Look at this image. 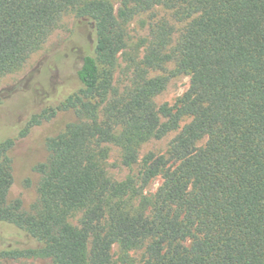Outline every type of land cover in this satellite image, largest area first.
<instances>
[{
    "label": "trees",
    "instance_id": "1",
    "mask_svg": "<svg viewBox=\"0 0 264 264\" xmlns=\"http://www.w3.org/2000/svg\"><path fill=\"white\" fill-rule=\"evenodd\" d=\"M158 5L185 25L174 40L172 24H157L120 90L124 21ZM70 10L91 29L79 87L59 85L56 107L31 117L20 96L0 102V259L113 264L117 246L125 258L143 249L142 264H264V0H120L117 12L110 0H0V77ZM169 60L188 85L175 107L157 106L165 79L150 72ZM56 110L75 118L46 140L47 158L33 167L37 197L25 209L10 196V151ZM172 131L165 153L140 156L142 142ZM109 143L125 164L140 163V186L161 179L139 205L126 198L136 193L130 183L106 175ZM78 211L75 225L69 216Z\"/></svg>",
    "mask_w": 264,
    "mask_h": 264
},
{
    "label": "rangeland",
    "instance_id": "2",
    "mask_svg": "<svg viewBox=\"0 0 264 264\" xmlns=\"http://www.w3.org/2000/svg\"><path fill=\"white\" fill-rule=\"evenodd\" d=\"M118 11L120 0H110ZM166 21L174 26V40L185 25V21L178 19L171 9L158 5L136 13L127 21L125 27V46L118 56L114 71V86L120 90L130 84L132 71L149 45L152 30L155 26ZM91 29L88 23H83L70 10L64 13L47 39L26 59L17 69L0 77V102L20 96L25 105V112L30 111V117L42 113L44 110L56 107L59 96H54L56 88L73 91L79 87L77 69L81 65L82 55L91 51ZM174 42H172V45ZM175 62H164L158 70H152L150 75L161 76L165 79L164 88L154 96L157 106L167 104L175 107L188 85L189 76L176 72ZM19 116V117H18ZM15 116L19 122L21 115ZM70 110H56L49 118H41L40 123L30 126L28 132L15 138L10 151L12 158L13 185L10 189L11 197H19L25 209H29L37 197L39 176L33 170L34 165L47 158L46 140L63 131L65 125L74 119ZM185 118L182 124L187 122ZM24 125V124H23ZM21 125V126H23ZM20 129V128H19ZM176 131L169 132L160 139L150 138L140 144V156L148 152L165 153ZM13 136V134H12ZM103 167L107 177L116 182H128L136 193L127 195L130 203L139 205L141 199L150 198L161 179L157 177L147 186H140L138 173L140 163L127 165L123 162L121 148L117 144L109 143L103 147ZM81 212L71 213L69 220L77 224ZM113 264H142L143 249H132L127 257L117 246L112 248ZM48 259L21 258L17 260L0 259V264H49Z\"/></svg>",
    "mask_w": 264,
    "mask_h": 264
}]
</instances>
